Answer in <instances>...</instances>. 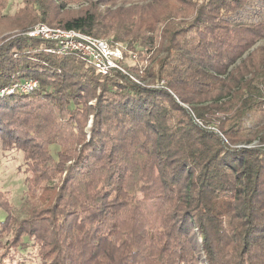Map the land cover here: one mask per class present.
<instances>
[{"label":"trees","instance_id":"obj_1","mask_svg":"<svg viewBox=\"0 0 264 264\" xmlns=\"http://www.w3.org/2000/svg\"><path fill=\"white\" fill-rule=\"evenodd\" d=\"M65 1L35 0L36 17L33 0L24 2L18 32L0 42V89L12 80L39 84L0 97L1 150L24 153L26 187L21 218L0 191V264L8 249L27 246H37V264H264V121L243 126L248 114L264 120V20H228L248 0H73L88 8L55 22L50 15ZM38 20L145 47L157 70L150 77L164 86L144 89L115 74L125 100L95 97L85 113L75 93L90 101L89 92L115 85L23 35ZM63 85L76 148L59 132L40 138L2 119L34 94L57 99ZM88 113L84 141L73 125ZM212 122L216 131L206 128Z\"/></svg>","mask_w":264,"mask_h":264},{"label":"rangeland","instance_id":"obj_2","mask_svg":"<svg viewBox=\"0 0 264 264\" xmlns=\"http://www.w3.org/2000/svg\"><path fill=\"white\" fill-rule=\"evenodd\" d=\"M26 1L32 3V0H0V4L4 2L3 7L0 8V42L1 39L18 32V28H14L16 27L17 21L19 20L18 15H15V13L18 12L19 9L23 8L24 2ZM65 2V4H60L61 6L55 8L53 14L50 15L51 17L55 18V22L60 19L75 16L82 10L88 8V5L84 2H74L73 0H66ZM29 6L31 7L29 13L35 17L38 16V14H36L37 5L35 4V0H33V3ZM228 20L233 23H253L264 20V0H248L243 9L233 14ZM38 22L42 21L38 20L34 22L35 25L38 24ZM52 23L54 24V21ZM101 38H103V40L107 42L114 43L111 34L102 36ZM114 45H119L123 49L127 48L123 50L124 58L121 60V63L125 70L128 71L130 75L132 74V76L138 80L139 84L134 82L135 84L144 89H160L164 86L163 80H159L157 77H150L149 70L153 69L154 72H156L157 70L155 63L152 60V54L148 52L145 47L138 46V44L129 43L128 39H125L119 43H114ZM260 47L264 49V44H260ZM49 55L55 56L57 58L70 56V54H66L63 56H57L54 54ZM133 55H135V58L133 57ZM83 64L85 63L83 62ZM85 65L90 67L87 64ZM32 80L37 82L38 87V81L34 78ZM108 80H110L113 85H115L112 86L111 92L103 94L101 93L99 86L96 89L95 93L89 92L90 97L93 98L90 101H87L84 95L73 93L77 98V100L75 101L78 103L81 110H85L86 113V111H88V109L86 108L89 105L93 104V102L96 100L95 97L100 98L102 95H106L107 99L110 98V100H113V103L123 102L125 100L124 89L121 86L117 85L121 83L118 76L112 75L110 76V78H108ZM57 84V86H60L59 82ZM64 86L65 85L61 86L59 92L56 93L57 99L54 98V95H51L52 98H43L42 95L38 94L37 96H35L34 94V96L23 100L21 103L13 105L14 108L12 111H5V115L1 116L2 119H5V121H9L11 117L14 118V120H12V125L18 130V132L21 131V133L27 132V129L29 127H33L34 129H36V136L40 138H47L50 133L59 132L61 139L67 146L70 145V148L72 149L76 148L75 146L78 143V132H71L70 126L68 125V123H66L67 112L65 100L69 96V88H66ZM171 94L174 99L178 101L176 95H173V93ZM161 102H163V100H161ZM178 104L184 109L188 110V107L185 104H182L180 102ZM173 114L175 113L173 112ZM15 118H17L18 120L19 118L20 120L26 119V121L21 124V122H16ZM92 121L93 116L91 115V113H88L85 120L81 119L79 122H77V124L73 125V127L77 128L79 132H82L84 141L89 140L91 133L90 126L92 125ZM263 121L264 120L261 117L255 116L253 114H248L243 120V126L248 129H252L263 123ZM197 123L200 124L198 121ZM214 124L215 123L212 122L211 124L207 125L206 128L216 131V127ZM36 125H38V127ZM254 144H256V142H254ZM49 149L55 151L57 147L53 146ZM133 149L134 147H129L130 152H132ZM23 156L24 153L18 150L2 151L0 141V191L1 193L7 192V200L8 203L13 207V215L18 218L24 216L26 202V187L24 182L25 176L23 174L25 165L23 162ZM138 196H140V194ZM5 218L6 211L1 208L0 223L3 222ZM7 239H11L10 234H7L2 242L4 243ZM36 256L37 246H27L25 248L13 247L8 249L7 253L4 254V258L1 264H37L39 261Z\"/></svg>","mask_w":264,"mask_h":264},{"label":"built area","instance_id":"obj_3","mask_svg":"<svg viewBox=\"0 0 264 264\" xmlns=\"http://www.w3.org/2000/svg\"><path fill=\"white\" fill-rule=\"evenodd\" d=\"M23 35L48 42L43 51L48 54L77 56L82 62L92 67L97 74L112 76L121 74L139 84L123 67L124 49L119 45L98 39L73 29L50 27L38 23L30 27ZM135 58V55H133ZM37 82L32 79L13 80L9 85L0 89V97L14 94H30L37 89Z\"/></svg>","mask_w":264,"mask_h":264}]
</instances>
